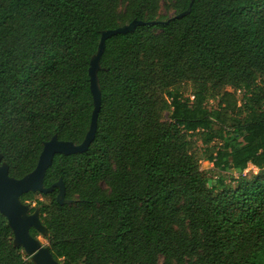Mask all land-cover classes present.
Listing matches in <instances>:
<instances>
[{
    "label": "trees",
    "instance_id": "16d2710c",
    "mask_svg": "<svg viewBox=\"0 0 264 264\" xmlns=\"http://www.w3.org/2000/svg\"><path fill=\"white\" fill-rule=\"evenodd\" d=\"M161 1L178 14L192 0H0V152L10 175L32 171L55 134L83 141L102 32L168 20L157 18ZM100 62L94 140L85 152L56 154L44 177L45 186L62 178L71 203L57 201L58 188L41 193L49 205L40 192L21 197L40 207L54 257L264 264V0H193L185 16L107 38ZM185 82L196 85L193 99ZM194 133L220 140L204 161L236 173L234 185L204 173ZM250 165L257 171L244 175ZM13 239L0 213V264H33Z\"/></svg>",
    "mask_w": 264,
    "mask_h": 264
},
{
    "label": "water",
    "instance_id": "95a60500",
    "mask_svg": "<svg viewBox=\"0 0 264 264\" xmlns=\"http://www.w3.org/2000/svg\"><path fill=\"white\" fill-rule=\"evenodd\" d=\"M192 3L193 0L186 10L170 17L166 21H145L135 18L129 23L102 32L97 51L92 55L90 60V88L93 95L94 108L89 129L82 142L75 143L70 140L59 139L55 134L44 143L35 168L20 178L10 175L9 165L4 161L3 154L0 152V213L7 218L8 224L13 231L14 245L16 247H22L25 253L31 258L33 264L64 263L56 259L49 245H44L40 239V235L46 237L49 233L48 227L41 219L40 207L30 212V204L24 202L21 197L30 191L48 194L55 188H58L57 201L60 204L71 203V200L66 198V186L62 178L50 186H45L44 177L47 169L53 164L56 154L69 155L85 152L94 140L102 95L98 72L101 69L100 59L105 50L107 38L118 33L133 32L138 26L169 22L172 18L185 16L191 11ZM31 228H35L39 232V235L34 236L31 233Z\"/></svg>",
    "mask_w": 264,
    "mask_h": 264
},
{
    "label": "rangeland",
    "instance_id": "374dc122",
    "mask_svg": "<svg viewBox=\"0 0 264 264\" xmlns=\"http://www.w3.org/2000/svg\"><path fill=\"white\" fill-rule=\"evenodd\" d=\"M119 8L121 11H125L126 3L122 2L120 4ZM176 13H177L176 9L172 4L165 3L163 1H161L160 7H159V10L157 13V18L166 19V18L172 17ZM196 89H197L196 85L193 82L183 83L182 92L185 96L190 97V99H193L194 92L196 91ZM226 89L232 90V88L230 86H227ZM238 94H240V92H238ZM217 103H218V98H211L208 100L209 107L217 106ZM169 116L170 115L167 111L164 112L163 120H168ZM190 138L193 141V150L192 151L196 154L197 157H199L201 159V161H202L201 168L203 169L204 173L208 177H210L211 180L216 178L218 175H222L226 182L234 185L235 181L233 180L232 177L237 176L236 173H232L230 171H221V170L215 168L212 165V163L204 161V159L207 157L208 153L211 152L214 148H216L219 145L220 140L215 139L210 144H205L203 142V137L201 136L200 133H194L190 136ZM250 171L256 172L257 168L254 167L253 165H250L243 173L245 175V174L250 173ZM102 186H104V188H106V189L108 188L104 182H102ZM35 197L37 199H40L43 202V204L49 205V203H50V198L48 196L42 195L41 193H36ZM28 203H30L31 205L35 204L33 201H28ZM40 239L44 245H49L50 241L48 240V238L40 235ZM161 261H162V258L160 259V262ZM80 264H83V263H80Z\"/></svg>",
    "mask_w": 264,
    "mask_h": 264
},
{
    "label": "flooded vegetation",
    "instance_id": "af4514ba",
    "mask_svg": "<svg viewBox=\"0 0 264 264\" xmlns=\"http://www.w3.org/2000/svg\"><path fill=\"white\" fill-rule=\"evenodd\" d=\"M26 203H28V202H26ZM30 204V203H29ZM30 206H31V208H32V205L30 204ZM31 208H30V212H33V211H31ZM32 229V228H31Z\"/></svg>",
    "mask_w": 264,
    "mask_h": 264
}]
</instances>
